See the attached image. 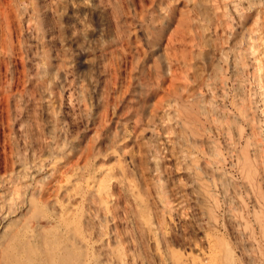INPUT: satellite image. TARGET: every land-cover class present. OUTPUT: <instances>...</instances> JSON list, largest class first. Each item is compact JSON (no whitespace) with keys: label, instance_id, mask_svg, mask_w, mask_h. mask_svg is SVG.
<instances>
[{"label":"rangeland","instance_id":"rangeland-1","mask_svg":"<svg viewBox=\"0 0 264 264\" xmlns=\"http://www.w3.org/2000/svg\"><path fill=\"white\" fill-rule=\"evenodd\" d=\"M16 239L264 264V0H0V264Z\"/></svg>","mask_w":264,"mask_h":264},{"label":"bare ground","instance_id":"bare-ground-1","mask_svg":"<svg viewBox=\"0 0 264 264\" xmlns=\"http://www.w3.org/2000/svg\"><path fill=\"white\" fill-rule=\"evenodd\" d=\"M238 111L240 116L244 119L245 117L244 111H241L240 109ZM187 114L190 120L188 121V123H195L197 121L196 113L193 114L192 111L188 110ZM188 123L186 122L185 125L187 126V129L189 128ZM190 129L191 132L194 133L193 129L192 128ZM248 156L249 155H246L244 157V161H242L243 168H247L248 170H251L254 167V165L252 164L251 160L247 158ZM15 246L17 247L5 252V254L1 259V264H72V259L74 258V253L68 245L62 246L56 244L55 242L53 243L34 242L32 244L29 243L27 244L26 242H22L21 240L16 239ZM16 251L19 252L16 253ZM21 253H23L22 256Z\"/></svg>","mask_w":264,"mask_h":264}]
</instances>
